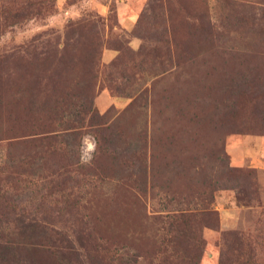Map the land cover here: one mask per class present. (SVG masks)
Listing matches in <instances>:
<instances>
[{
    "label": "rangeland",
    "instance_id": "obj_1",
    "mask_svg": "<svg viewBox=\"0 0 264 264\" xmlns=\"http://www.w3.org/2000/svg\"><path fill=\"white\" fill-rule=\"evenodd\" d=\"M28 1V14L0 18V125L59 136L26 168L19 160L38 143L0 139V218L10 221L0 233L34 218L82 230L101 254L147 248L141 264L160 243L196 255L188 264H264L262 153L241 141L264 137V0ZM249 167L251 181L228 173ZM207 204L196 233L154 231L165 210ZM29 251L22 264H57Z\"/></svg>",
    "mask_w": 264,
    "mask_h": 264
},
{
    "label": "trees",
    "instance_id": "obj_2",
    "mask_svg": "<svg viewBox=\"0 0 264 264\" xmlns=\"http://www.w3.org/2000/svg\"><path fill=\"white\" fill-rule=\"evenodd\" d=\"M33 7L32 4L26 0L24 4L20 7H9L6 6L5 8L1 5L0 6V18H18L22 17L26 13H29V9ZM92 109L89 107V111ZM75 120V119H74ZM70 128V127H68ZM73 127H71L72 129ZM5 130H10L6 128ZM22 132L21 135H12V134H4L3 124L0 125V139H9L8 146L11 145H20L35 142L38 144H34L30 150L23 152L22 158L19 160V166L26 168L30 166L34 161L42 162L47 157L45 156L44 147L48 145V147L52 144L51 142L55 140L59 135L52 134L55 136H51L47 131L41 132V136H38L39 133L36 131L32 133ZM67 132L63 134L65 136H72L76 135L77 131H63ZM62 132V133H63ZM37 133V134H36ZM16 134V133H15ZM63 140V139H62ZM42 141V142H41ZM65 143L68 142V139H64ZM63 142V141H62ZM64 143V142H63ZM43 144V145H42ZM59 144V142H57ZM38 145V146H37ZM37 146V148H36ZM10 150V149H9ZM35 150V152H34ZM55 152V151H54ZM8 155V162L13 159L14 156H11L12 153L7 151ZM75 164L78 165V162L75 161H67L65 168ZM80 166V165H79ZM228 169V168H227ZM254 168L242 169V168H229L228 173L238 177H244L249 180L252 178L251 176L254 175ZM70 170V169H68ZM225 173V175H229ZM11 177L10 174H7L6 178L9 179ZM251 181V179H250ZM246 182V181H245ZM244 182V185L246 183ZM241 185V184H240ZM73 206V205H72ZM76 208L81 206V201H76L75 203ZM177 206V205H176ZM174 206L171 209L165 210L161 214L163 216H159L163 224H158V221L153 218V228L154 231L157 233L158 231H167L175 235L176 237H185L188 235L189 232H197L200 229L201 222H204L203 216L212 214L210 204L202 206L200 209L196 211L190 208H182ZM15 225L16 227H20L22 230L1 234L0 233V264H4L6 262L14 261L17 264H22L24 261H28V257H23L20 255V250L22 248L30 250L29 253L35 252H42L46 253L47 255H53L56 259L57 264H136L139 263L140 257V264L146 259L147 248H144V251L141 252L139 255L135 253H130L127 255L128 252H111L106 248L102 247L104 251L101 254V245L98 243L93 242L92 236H85L82 230H77L72 235L64 232L63 230L55 229L54 227L50 226V223L47 224H40L38 221H35L34 218L26 222L23 218L17 217L15 218ZM146 220V219H145ZM0 222H10L8 219L0 218ZM1 226V225H0ZM49 226V227H48ZM30 228V230H26ZM187 230H189L187 232ZM167 237V235H165ZM175 237V238H176ZM239 243L240 247L243 246V241L245 237H240ZM167 240L168 237H167ZM164 243V239L160 240ZM175 241V239H174ZM158 242L151 240L150 247L153 244H157ZM176 243V241H175ZM166 246H163L160 243L159 250L155 251L153 254L154 260H151V264H188V261L195 256H190L189 253L177 248L176 246H171V251H167ZM240 249V248H239ZM181 250V251H180ZM241 251V250H240ZM239 251V253H240ZM182 252V254H181ZM238 253V254H239ZM127 255V256H126ZM243 256V255H241ZM149 263V264H150ZM191 264H200L198 261L192 262ZM220 264H223L220 262ZM238 264H263L262 262L255 261L252 257L244 256Z\"/></svg>",
    "mask_w": 264,
    "mask_h": 264
},
{
    "label": "crops",
    "instance_id": "obj_3",
    "mask_svg": "<svg viewBox=\"0 0 264 264\" xmlns=\"http://www.w3.org/2000/svg\"><path fill=\"white\" fill-rule=\"evenodd\" d=\"M251 136L252 135H250V138H248V139H242L241 141H244L245 140V141H251L252 143H258L259 151H260V153H262L264 155V137H261V136L258 137L257 136L259 139H253V138H251ZM236 148H238V147H235L234 149H236ZM243 149H244V147H243ZM262 154H261V157L258 156V158L256 159L255 163H253V167H257V168L264 169V156H262ZM236 155H238V157L237 156L235 157L236 160H237L235 162V164H237V165L240 164L241 166L242 165H248L246 163L241 164V160H240L241 159V156H240L241 154L239 155L238 152H237ZM230 157H231V155H230ZM232 158H234L233 155H232ZM247 158H249V157L244 156V160H246Z\"/></svg>",
    "mask_w": 264,
    "mask_h": 264
},
{
    "label": "clouds",
    "instance_id": "obj_4",
    "mask_svg": "<svg viewBox=\"0 0 264 264\" xmlns=\"http://www.w3.org/2000/svg\"><path fill=\"white\" fill-rule=\"evenodd\" d=\"M83 139H88L87 137H85V138H83ZM86 147H87V150H88V152H89V159L91 158V154L92 153H94V151H95V148H96V145H95V143H94V141H89L88 143H87V145H86ZM82 158H83V156H82Z\"/></svg>",
    "mask_w": 264,
    "mask_h": 264
}]
</instances>
